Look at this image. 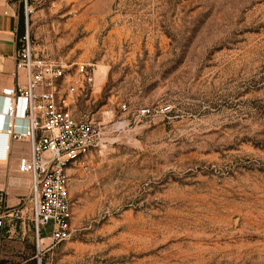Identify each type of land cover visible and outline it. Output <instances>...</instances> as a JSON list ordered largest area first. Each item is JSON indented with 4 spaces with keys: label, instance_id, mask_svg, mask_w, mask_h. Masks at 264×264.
<instances>
[{
    "label": "rangeland",
    "instance_id": "obj_1",
    "mask_svg": "<svg viewBox=\"0 0 264 264\" xmlns=\"http://www.w3.org/2000/svg\"><path fill=\"white\" fill-rule=\"evenodd\" d=\"M9 1L39 58L94 65L76 113L111 142L70 172L71 237L42 264H264V0ZM17 193L0 262L38 264Z\"/></svg>",
    "mask_w": 264,
    "mask_h": 264
},
{
    "label": "built area",
    "instance_id": "obj_2",
    "mask_svg": "<svg viewBox=\"0 0 264 264\" xmlns=\"http://www.w3.org/2000/svg\"><path fill=\"white\" fill-rule=\"evenodd\" d=\"M16 75L25 80L0 94V135L7 138L0 164L11 161L16 145H27L28 152H18L17 169L29 177L32 223L42 264V246L57 245L71 237L74 220L70 195L71 171L87 170L91 159L102 154L111 142L107 124L76 109L85 92V82L92 84L94 65L61 58H39L30 43L29 31L17 40ZM128 112L126 103L119 105ZM171 107H148L132 112L136 121L159 117ZM134 119V120H135ZM26 222L23 211L10 208L0 213V234L6 219ZM52 223V233L43 238V227Z\"/></svg>",
    "mask_w": 264,
    "mask_h": 264
},
{
    "label": "crops",
    "instance_id": "obj_3",
    "mask_svg": "<svg viewBox=\"0 0 264 264\" xmlns=\"http://www.w3.org/2000/svg\"><path fill=\"white\" fill-rule=\"evenodd\" d=\"M19 36V18L15 7L9 0H0V94L3 89L16 87L18 83L25 80L24 73L16 75V51L17 40ZM2 101L0 99V107ZM7 144V138L0 135V156L4 155L3 150ZM23 149L28 152L27 145H16L11 161H4L0 164V172L3 173L5 180L0 186L1 195L3 193L9 198L12 204L25 198V194H18L17 190L22 187H28L29 177L19 174L17 169L18 152ZM16 182H25V184H16ZM29 188V187H28ZM19 197V198H18ZM1 235V234H0ZM1 237H0V260H1Z\"/></svg>",
    "mask_w": 264,
    "mask_h": 264
},
{
    "label": "trees",
    "instance_id": "obj_4",
    "mask_svg": "<svg viewBox=\"0 0 264 264\" xmlns=\"http://www.w3.org/2000/svg\"><path fill=\"white\" fill-rule=\"evenodd\" d=\"M10 2V1H9ZM23 24V23H22ZM21 23H20V20H19V36H18V39H20L23 35H21ZM17 47H18V45H17ZM0 264H6V263H4V262H0Z\"/></svg>",
    "mask_w": 264,
    "mask_h": 264
},
{
    "label": "bare ground",
    "instance_id": "obj_5",
    "mask_svg": "<svg viewBox=\"0 0 264 264\" xmlns=\"http://www.w3.org/2000/svg\"><path fill=\"white\" fill-rule=\"evenodd\" d=\"M16 184H23V185H24V184H25V182H16Z\"/></svg>",
    "mask_w": 264,
    "mask_h": 264
}]
</instances>
